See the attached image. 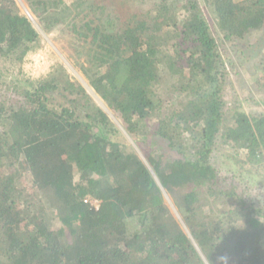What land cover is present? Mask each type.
Listing matches in <instances>:
<instances>
[{
    "label": "trees",
    "instance_id": "1",
    "mask_svg": "<svg viewBox=\"0 0 264 264\" xmlns=\"http://www.w3.org/2000/svg\"><path fill=\"white\" fill-rule=\"evenodd\" d=\"M25 2L45 32L65 26L75 63L145 160L60 68L38 84L12 78L41 38L15 0H0V264H264V203L224 187L210 163L219 136L264 160V112L225 110V65L198 1ZM203 2L222 44L264 37V0ZM160 68L177 96L159 116ZM155 139L170 156L152 154ZM232 195L233 207L221 202Z\"/></svg>",
    "mask_w": 264,
    "mask_h": 264
},
{
    "label": "rangeland",
    "instance_id": "2",
    "mask_svg": "<svg viewBox=\"0 0 264 264\" xmlns=\"http://www.w3.org/2000/svg\"><path fill=\"white\" fill-rule=\"evenodd\" d=\"M199 7L203 10L210 31L219 46V51L225 65L226 78L222 88V96L225 101V110L227 113L240 109L248 115L264 112V88L258 89L257 79L261 75L259 69V59L264 55V37L261 31L251 32L243 37L235 40L227 41L222 44V35L215 26V18L212 11L205 8L203 0H197ZM240 1V0H235ZM242 1V0H241ZM21 13L25 14L40 34V48L43 49V55L46 61L55 64V70L60 68L68 77L70 82L77 81L81 84L88 94L93 98L94 102L113 119L116 126L125 133L120 123V119L113 115V111L109 108L105 100L100 97L91 87L88 80L75 63V54L73 47L69 42V37L61 30L65 26L60 25L49 32H45L37 17L31 12L25 0H15ZM106 1H101V4ZM111 7L108 5L105 13H110ZM11 68V67H9ZM161 83L155 88V92L162 96L163 103L159 111V116L163 111H167L170 105L176 102L177 92L173 91L177 80L164 68L159 69ZM156 119V117H155ZM153 121V118H152ZM225 133V132H224ZM222 134L219 133V135ZM126 140L129 143V150L135 152L140 158L145 160V150L139 146L134 139L126 134ZM152 154H162L165 157L171 155L164 141L155 139L151 146ZM247 152L234 148L232 145L224 143L221 136L217 139L216 146L210 154V163L217 171V174L224 180L227 189H233L235 193L241 194L248 203H264V160L249 162L246 158ZM148 164V162H147ZM149 166V165H148ZM164 204L170 212L179 221L185 232L187 228L183 225L180 212L175 206L173 199L169 193L162 190ZM237 196L223 198L221 202H225L229 207H233L236 203ZM214 198H208L203 204H215Z\"/></svg>",
    "mask_w": 264,
    "mask_h": 264
},
{
    "label": "clouds",
    "instance_id": "3",
    "mask_svg": "<svg viewBox=\"0 0 264 264\" xmlns=\"http://www.w3.org/2000/svg\"><path fill=\"white\" fill-rule=\"evenodd\" d=\"M55 71V64L51 61H46L43 55V49L33 47L27 51L22 59L12 65V78H22L33 84H38L47 80ZM219 261L224 264L227 261V256H220ZM202 264H210L205 257L202 259Z\"/></svg>",
    "mask_w": 264,
    "mask_h": 264
},
{
    "label": "built area",
    "instance_id": "4",
    "mask_svg": "<svg viewBox=\"0 0 264 264\" xmlns=\"http://www.w3.org/2000/svg\"><path fill=\"white\" fill-rule=\"evenodd\" d=\"M89 202H91L92 204L96 205V201H91L89 200ZM97 206V205H96Z\"/></svg>",
    "mask_w": 264,
    "mask_h": 264
}]
</instances>
